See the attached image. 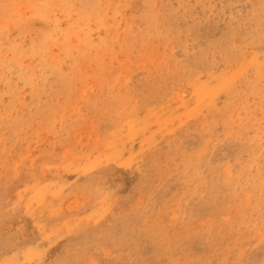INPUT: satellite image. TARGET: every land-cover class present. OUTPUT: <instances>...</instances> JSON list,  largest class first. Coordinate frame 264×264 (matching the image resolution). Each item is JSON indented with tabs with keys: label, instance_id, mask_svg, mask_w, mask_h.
Wrapping results in <instances>:
<instances>
[{
	"label": "rangeland",
	"instance_id": "1",
	"mask_svg": "<svg viewBox=\"0 0 264 264\" xmlns=\"http://www.w3.org/2000/svg\"><path fill=\"white\" fill-rule=\"evenodd\" d=\"M0 264H264V0H0Z\"/></svg>",
	"mask_w": 264,
	"mask_h": 264
},
{
	"label": "bare ground",
	"instance_id": "2",
	"mask_svg": "<svg viewBox=\"0 0 264 264\" xmlns=\"http://www.w3.org/2000/svg\"><path fill=\"white\" fill-rule=\"evenodd\" d=\"M99 182V181H98ZM88 184V183H87ZM92 185V184H91ZM94 188V187H93ZM67 252V251H66ZM79 252V251H78Z\"/></svg>",
	"mask_w": 264,
	"mask_h": 264
}]
</instances>
